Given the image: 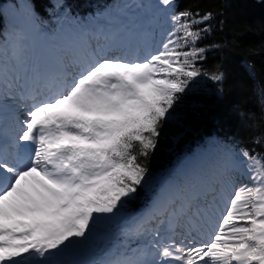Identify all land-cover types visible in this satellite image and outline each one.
Segmentation results:
<instances>
[{"label":"snow or ice","instance_id":"1","mask_svg":"<svg viewBox=\"0 0 264 264\" xmlns=\"http://www.w3.org/2000/svg\"><path fill=\"white\" fill-rule=\"evenodd\" d=\"M173 3L118 2L91 19L64 11L51 29L31 11L27 29L0 35V264H264V155L228 148L157 193L148 179L182 94L198 77L224 79L196 63L212 13ZM131 6L139 20L110 23ZM142 188L150 207L125 215ZM102 221L136 246L80 259Z\"/></svg>","mask_w":264,"mask_h":264},{"label":"trees","instance_id":"2","mask_svg":"<svg viewBox=\"0 0 264 264\" xmlns=\"http://www.w3.org/2000/svg\"><path fill=\"white\" fill-rule=\"evenodd\" d=\"M32 1L37 9L48 3ZM174 2L176 12L212 13L207 22L210 31L196 45L206 49L204 59L196 63L210 74L222 72L224 79L213 82L206 76L198 77L177 101L146 161L151 184L172 159L171 151L186 148L193 139L207 140L211 134L230 138L228 143H234L235 149L264 155V0ZM143 189L127 209L138 206Z\"/></svg>","mask_w":264,"mask_h":264}]
</instances>
